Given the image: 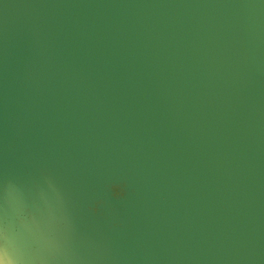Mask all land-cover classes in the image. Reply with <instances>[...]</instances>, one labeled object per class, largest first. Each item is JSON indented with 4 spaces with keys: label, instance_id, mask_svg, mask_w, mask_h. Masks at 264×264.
Wrapping results in <instances>:
<instances>
[{
    "label": "water",
    "instance_id": "water-1",
    "mask_svg": "<svg viewBox=\"0 0 264 264\" xmlns=\"http://www.w3.org/2000/svg\"><path fill=\"white\" fill-rule=\"evenodd\" d=\"M10 210L73 264H264V0H0Z\"/></svg>",
    "mask_w": 264,
    "mask_h": 264
},
{
    "label": "rangeland",
    "instance_id": "rangeland-1",
    "mask_svg": "<svg viewBox=\"0 0 264 264\" xmlns=\"http://www.w3.org/2000/svg\"><path fill=\"white\" fill-rule=\"evenodd\" d=\"M12 211H15V209H13V207H11ZM11 210L7 213L10 214L11 216L4 218L3 216L0 215V264H25L24 261V255H28L29 258H32V263L31 262H27L26 264H48L50 262V264H73L75 262H77L78 258L80 255V258H83V254H75L76 253H83V252H79V251H75V248H77L76 243L74 244H68V243H61V242H57V243H46L43 244L45 242H43L41 245L44 247H49V246H53V247H57L58 249L61 247H70L74 252H70L66 255L64 254H60L59 251H56V253H52V257L50 258L49 256H45L44 253H33V250L30 244H28L29 242H22L19 241V232L21 229L25 228H29V220L31 221V218L29 216V213H22L17 211V212H13L11 214ZM28 225V226H27ZM7 228L10 230V232L13 233L11 234V240L6 238L5 236L7 234ZM7 231V232H6ZM10 241L15 243V248L13 250L10 251V245L8 244H4L3 242H7ZM26 243V244H25ZM29 248V249H28ZM51 251H55L56 249L52 250V247H50ZM23 251V252H21ZM74 253V254H72ZM23 257V258H22Z\"/></svg>",
    "mask_w": 264,
    "mask_h": 264
}]
</instances>
